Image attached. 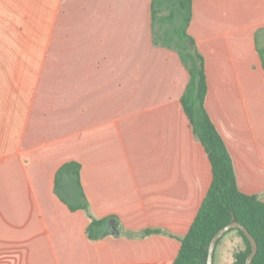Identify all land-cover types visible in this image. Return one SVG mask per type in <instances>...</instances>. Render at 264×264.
<instances>
[{
    "label": "crops",
    "instance_id": "0c3cea01",
    "mask_svg": "<svg viewBox=\"0 0 264 264\" xmlns=\"http://www.w3.org/2000/svg\"><path fill=\"white\" fill-rule=\"evenodd\" d=\"M187 31L237 186L264 202V0H192ZM188 77L153 44L151 0H0V264H172L212 179ZM68 161L88 213L54 191ZM91 217L110 233L90 239ZM242 245L226 232L213 264Z\"/></svg>",
    "mask_w": 264,
    "mask_h": 264
},
{
    "label": "trees",
    "instance_id": "16d2710c",
    "mask_svg": "<svg viewBox=\"0 0 264 264\" xmlns=\"http://www.w3.org/2000/svg\"><path fill=\"white\" fill-rule=\"evenodd\" d=\"M191 16L192 0H151L153 44L175 50L188 72V82L180 101L193 134L207 153L212 173L207 193L187 233L180 238V247L172 264H205L211 238L221 227L233 221L241 223L257 243L251 264H264V202L256 194L239 190L231 156L206 111L204 59L187 31ZM256 34V48L264 67V44ZM79 170L80 164L76 161L62 164L56 171L54 191L71 210L83 209L88 213ZM62 181L68 184L65 191L61 188ZM231 230H235L243 241V247L233 252L232 264H244L250 243L243 231ZM162 232L161 229H144L141 234ZM86 233L90 239L109 234V218L91 217Z\"/></svg>",
    "mask_w": 264,
    "mask_h": 264
},
{
    "label": "water",
    "instance_id": "95a60500",
    "mask_svg": "<svg viewBox=\"0 0 264 264\" xmlns=\"http://www.w3.org/2000/svg\"><path fill=\"white\" fill-rule=\"evenodd\" d=\"M233 228H238L241 231H243V233L245 234V236L247 237L249 243H250V252L247 255L246 259H245V263L244 264H251L253 257L255 256L256 252H257V243L255 241V239L253 238V236L248 232V230L239 222L237 221H233L228 223L227 225L221 227L211 238L209 245H208V250H207V257H206V263L205 264H213V254H214V249L215 246L217 244V241L226 233L228 232L230 229ZM113 229L115 230V227L113 226ZM115 232L117 233V230H115Z\"/></svg>",
    "mask_w": 264,
    "mask_h": 264
},
{
    "label": "rangeland",
    "instance_id": "374dc122",
    "mask_svg": "<svg viewBox=\"0 0 264 264\" xmlns=\"http://www.w3.org/2000/svg\"><path fill=\"white\" fill-rule=\"evenodd\" d=\"M67 187H68V184H66L65 181H62V183H61V188H62V190L65 191V189H67ZM242 246H243V245H242Z\"/></svg>",
    "mask_w": 264,
    "mask_h": 264
}]
</instances>
